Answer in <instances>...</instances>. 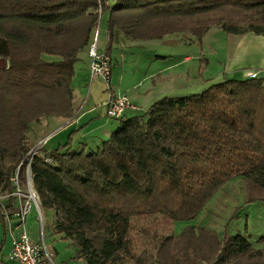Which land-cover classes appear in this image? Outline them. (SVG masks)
<instances>
[{
    "label": "trees",
    "instance_id": "16d2710c",
    "mask_svg": "<svg viewBox=\"0 0 264 264\" xmlns=\"http://www.w3.org/2000/svg\"><path fill=\"white\" fill-rule=\"evenodd\" d=\"M99 9L108 12L109 56L115 30L143 41L180 34L201 42L212 26L264 35V0H0V193L32 147V124L72 115L74 66L88 55ZM117 119L95 150L72 151L70 134L31 160L41 209L54 212V233L85 264H264V247L240 233L172 231L235 176L246 203L264 201L263 77L213 79ZM0 264H8L1 252Z\"/></svg>",
    "mask_w": 264,
    "mask_h": 264
},
{
    "label": "rangeland",
    "instance_id": "374dc122",
    "mask_svg": "<svg viewBox=\"0 0 264 264\" xmlns=\"http://www.w3.org/2000/svg\"><path fill=\"white\" fill-rule=\"evenodd\" d=\"M103 23L104 16L100 21L102 26ZM100 24L98 27L100 37L97 41V47L99 50H104L107 45L106 32L104 29H100ZM115 31L111 43L113 72L109 86L112 85L111 83L115 84L119 79L122 80L121 84L130 89L128 95L134 96L135 99L133 100L138 103L139 109L134 114L144 113L146 108L151 105L150 103L153 101L149 103L150 105L140 104L148 95L157 98L161 94L164 96H185L199 92L210 80L221 79L226 76L242 77L238 73L224 72L230 68L228 58L232 57L237 47L244 41L247 43L257 37L253 33H246L248 35L244 34L246 35L244 37L232 35L213 26L202 37L201 42L192 36L180 34L145 41L133 40L120 31L116 33ZM250 58L248 53L244 55L245 60ZM74 68L77 69V64ZM255 70L257 69L246 71V75ZM106 87L100 80L93 79L90 81L89 74L80 79L74 76L72 81V88L78 90L77 106L81 107L82 110L83 107L85 110L88 106L94 107L101 116L97 122L104 123L107 121V126L110 128L114 126L112 128L114 129L120 124V119H110L104 115L103 103L109 95L105 91ZM145 90H147L146 93H144ZM49 118H42L39 122L32 124L31 133H29L32 142L31 148L46 137L47 140L50 139L41 146L46 151L55 149L57 147L56 141H63L65 132L61 129L62 126L52 131L54 125L52 126L50 121L48 126L43 127L45 119L49 121ZM72 151H77V148H73ZM245 198V181L240 176L232 177L213 194L197 217L191 221L175 222L172 231L174 234H178L188 225L200 226L215 231L219 237L224 234L235 235L240 233L251 241L255 248L264 247V239H261L264 238V201L246 203ZM30 214L26 220V230L30 242L44 244L47 254L50 255L51 264H80L73 259L77 248L68 240L61 239L54 233L52 229L54 212L42 210L41 225L36 219L35 208ZM1 221L0 217V240L1 235L3 236ZM17 230L15 228V231ZM82 262L85 264L83 260ZM39 264H50L46 260L44 251Z\"/></svg>",
    "mask_w": 264,
    "mask_h": 264
},
{
    "label": "built area",
    "instance_id": "2783aa9c",
    "mask_svg": "<svg viewBox=\"0 0 264 264\" xmlns=\"http://www.w3.org/2000/svg\"><path fill=\"white\" fill-rule=\"evenodd\" d=\"M98 11L100 17L101 11L100 9ZM97 38L98 27L94 31L93 41L88 49L90 81L97 79L107 86L105 91L109 95L103 103L104 115L110 119H117L122 116L126 109L137 111L138 107L130 102L128 95L113 94L111 92L109 86L111 80V58L105 52L98 51ZM246 76L250 78L260 76L264 78V71H251ZM46 140L47 137L39 141L36 146L26 153L25 157L17 164L14 172L9 177L10 190L0 193V216L5 231L12 238L8 260L19 264H39L43 251L46 254V260L50 264L52 262L44 244L31 243L26 230V219L33 208L36 209V219L40 222V225L43 220L39 197L32 183L31 160ZM50 160L49 157L46 159V161ZM21 172H23V178L21 177ZM15 228L18 230L15 231Z\"/></svg>",
    "mask_w": 264,
    "mask_h": 264
},
{
    "label": "crops",
    "instance_id": "0c3cea01",
    "mask_svg": "<svg viewBox=\"0 0 264 264\" xmlns=\"http://www.w3.org/2000/svg\"><path fill=\"white\" fill-rule=\"evenodd\" d=\"M115 1L116 0H105V3L110 6ZM102 16H104V23H103V26H102V24H100L101 25L100 29H102V30L104 29V31L106 32L105 38L107 40V45H108L109 36H108V31H107V26H106L107 20H108V12L107 11H104L103 13L100 12V21L102 19ZM116 32H119V31H115V33ZM99 34H100V31H99ZM248 34H246V35H248ZM246 35H242V36L244 37ZM99 37H100V35H99ZM107 45H106V47H107ZM106 47H105V49H106ZM248 47L250 48L249 50H248ZM105 49L99 50V47H98L99 52H105L106 53ZM247 53L251 57L249 60L244 59V55H246ZM110 58H111V78H112V72H113L112 56H110ZM228 61H230V64H229L230 68H229V70L227 69L226 71H224L225 73H238V75L245 76L246 71L251 70V69L264 70V36H257L256 38H254V40H250L247 43L244 41L242 44H240L237 47V50L235 51V53L232 54V57L228 58ZM89 62H90V59H89L87 54H84L81 56L80 60H78L76 62L77 69L75 70V77L77 76V78L80 79V78H82V76H85V77H86V75L88 76V74H89ZM121 82H122V80L119 79L115 84L111 83L112 84L110 86L111 92L113 94H126V95H128V91L130 89L127 88L125 85H122ZM137 85H138V83H137ZM134 87H135V84H134ZM76 88L73 89V100H72L73 113H72V115L66 119L65 118H59V117L58 118L50 117L49 121L46 120V119H48V118H46L43 127L48 126L50 121H51L50 124H52V126L54 125L52 128V131L57 129L58 127L62 126L61 129H63V131L65 133L63 134V139H62L63 141H61V142L56 141L57 146L59 144L65 143L68 140V136L71 134V137L69 139L71 150H73V148H77V151L84 149L87 152V151L95 150L97 147H99L101 142L103 140H106L108 138V136L110 135V133L116 127L114 129H112L114 126L111 128L108 127L107 121H105L104 123L97 122L98 118H100L101 116L94 109V107L88 106V108L86 110L84 109V107H83V110L81 109V107L79 108L77 106V100H76L77 93H78V90ZM146 92H147V90H145L144 93H146ZM162 95L164 96V94H161V95H159V98ZM137 96H139V95H137ZM128 97L130 99V102L137 106L138 103L135 100H133V99H135L134 96L128 95ZM159 98H157L156 96H153V95H148L144 99V101H142L140 104H149L150 102H152V101L154 102L155 100H157ZM152 103H150V104H152ZM148 108H146V110ZM134 112H135L134 110L126 109L124 111L123 115L124 116H132V115H134ZM51 150H53V149H51ZM51 150H48L47 152H50ZM30 215L31 214H29V216ZM2 227H3V236L1 235L2 238L0 240V242H1L0 252H1V256H3L2 259H3V261L7 262L8 264H19L17 262H12V261L8 260V253L10 252V249H11L12 238H11V235L5 231L3 224H2ZM75 248H77V247H75ZM73 259L75 262H80V264H84L82 262V260H80V258H79L78 248L76 250L75 255L73 256Z\"/></svg>",
    "mask_w": 264,
    "mask_h": 264
},
{
    "label": "water",
    "instance_id": "95a60500",
    "mask_svg": "<svg viewBox=\"0 0 264 264\" xmlns=\"http://www.w3.org/2000/svg\"><path fill=\"white\" fill-rule=\"evenodd\" d=\"M0 65L2 67H5L6 66V60L5 59H0ZM212 264H217V261H213Z\"/></svg>",
    "mask_w": 264,
    "mask_h": 264
}]
</instances>
